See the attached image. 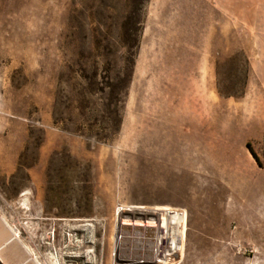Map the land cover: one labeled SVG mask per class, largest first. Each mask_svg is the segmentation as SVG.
<instances>
[{
    "label": "rangeland",
    "instance_id": "rangeland-1",
    "mask_svg": "<svg viewBox=\"0 0 264 264\" xmlns=\"http://www.w3.org/2000/svg\"><path fill=\"white\" fill-rule=\"evenodd\" d=\"M123 3L0 0V204L41 264H117L125 207L185 212L167 264H264V0H146L136 47Z\"/></svg>",
    "mask_w": 264,
    "mask_h": 264
},
{
    "label": "bare ground",
    "instance_id": "bare-ground-1",
    "mask_svg": "<svg viewBox=\"0 0 264 264\" xmlns=\"http://www.w3.org/2000/svg\"><path fill=\"white\" fill-rule=\"evenodd\" d=\"M181 223L170 210L120 209L115 226L117 264H166L184 238Z\"/></svg>",
    "mask_w": 264,
    "mask_h": 264
},
{
    "label": "crops",
    "instance_id": "crops-1",
    "mask_svg": "<svg viewBox=\"0 0 264 264\" xmlns=\"http://www.w3.org/2000/svg\"><path fill=\"white\" fill-rule=\"evenodd\" d=\"M25 191V189L18 190L11 200L12 206H15H13L14 210L23 201ZM18 221L25 219L18 218L15 212L13 214L7 212L0 204V264H41L35 259L27 238L23 236L25 227L21 226L18 230Z\"/></svg>",
    "mask_w": 264,
    "mask_h": 264
},
{
    "label": "trees",
    "instance_id": "trees-1",
    "mask_svg": "<svg viewBox=\"0 0 264 264\" xmlns=\"http://www.w3.org/2000/svg\"><path fill=\"white\" fill-rule=\"evenodd\" d=\"M145 1L146 0H124V10L121 13V23L116 30V39L121 45L129 47L137 46L138 27L140 23L135 21V18H138L136 10L139 9V6ZM230 61L232 62V60ZM219 67L220 65L216 66L217 76H219ZM223 90H225L224 86L218 85V93L221 96H232V93H224Z\"/></svg>",
    "mask_w": 264,
    "mask_h": 264
},
{
    "label": "built area",
    "instance_id": "built-area-1",
    "mask_svg": "<svg viewBox=\"0 0 264 264\" xmlns=\"http://www.w3.org/2000/svg\"><path fill=\"white\" fill-rule=\"evenodd\" d=\"M171 212H173L174 214H176V215H178L179 217H181L182 218V223L180 224V227H179V230L181 229V227L184 225L185 226V223H186V214H185V212L184 211H182V210H170ZM182 225V226H181ZM17 233V232H16ZM17 235H18V233H17ZM175 252V251H174ZM173 252V253H174ZM173 253H172V255H173ZM172 255L170 256V258L172 257ZM170 258H169V260H170ZM168 260V261H169ZM167 261V262H168ZM154 264H157V263H154ZM167 264V263H166Z\"/></svg>",
    "mask_w": 264,
    "mask_h": 264
}]
</instances>
